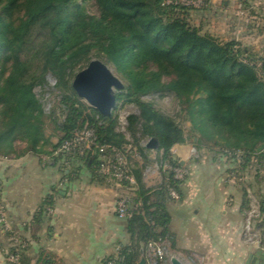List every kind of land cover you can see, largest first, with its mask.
<instances>
[{
  "label": "trees",
  "instance_id": "trees-1",
  "mask_svg": "<svg viewBox=\"0 0 264 264\" xmlns=\"http://www.w3.org/2000/svg\"><path fill=\"white\" fill-rule=\"evenodd\" d=\"M87 1L91 0H0V146L12 147L21 138L29 143L30 151L37 152L45 136L40 120L43 106L35 89L47 85L49 77L55 79L69 112L60 126L65 134L60 143L68 138L81 126L83 117L71 80L78 68L93 57L104 56L129 82L127 98L140 110L139 115L128 118V133L144 161L143 167L134 172L139 184L135 200L142 201L145 214L127 222L132 244L122 251L124 264H138L146 257L150 241H172L171 218L166 210V202L171 199L165 188H149L144 183L151 150L142 143L156 139L157 151L163 152L167 160L173 146L188 142L174 119L142 97L159 93L186 98L183 100L192 107V132L200 135L194 137L197 146H204L205 141L222 146L221 153L226 157L229 152L241 151L240 171L244 173L251 167L256 178L264 181L260 173L264 168V77L260 75L264 74V58L256 59L236 40L222 42L202 34L187 19L192 8L167 5V0H92L101 13L96 18L80 4ZM19 12L23 15L15 18ZM151 63L170 68L175 80L163 85L161 69L142 70ZM69 91L74 95L64 94ZM198 94L204 97L190 99ZM92 111L83 123H89L100 142L125 147V136L116 131L117 120ZM255 156L260 160L255 162ZM228 158L237 164L235 155ZM77 160L95 181L106 183L97 173L95 160L76 158L69 163ZM183 183L172 180L180 197ZM52 205V197L45 199L38 221ZM261 212L264 215V198ZM262 227L263 223L257 229Z\"/></svg>",
  "mask_w": 264,
  "mask_h": 264
},
{
  "label": "crops",
  "instance_id": "crops-1",
  "mask_svg": "<svg viewBox=\"0 0 264 264\" xmlns=\"http://www.w3.org/2000/svg\"><path fill=\"white\" fill-rule=\"evenodd\" d=\"M196 143L179 145L181 164L190 176L181 186L180 200L166 202L172 235L165 243L166 264L172 258L181 264H248L251 256L259 259L264 255V181L254 177L251 167L234 178L233 162L226 165L220 154L211 156ZM159 154L148 153L143 180L149 188L159 183ZM0 186L13 226L30 242L24 264H103L117 256L119 247L132 244L128 221L116 216L122 190L95 181L78 160L66 166L33 154L0 160ZM48 197L53 205L38 221ZM6 248L0 233V264H6ZM142 260L148 264L146 257Z\"/></svg>",
  "mask_w": 264,
  "mask_h": 264
},
{
  "label": "rangeland",
  "instance_id": "rangeland-1",
  "mask_svg": "<svg viewBox=\"0 0 264 264\" xmlns=\"http://www.w3.org/2000/svg\"><path fill=\"white\" fill-rule=\"evenodd\" d=\"M80 4L89 16L96 18L100 17L101 13L96 1L91 0L87 2H80ZM22 15L23 12H19L16 14L15 18H19ZM187 19L192 26L200 28L202 34H210L222 42L236 40L243 47L250 49L251 53L256 55V59L264 58V0H212L209 7L189 9ZM93 60H100L105 63L122 81L124 89L117 92V107L112 116L118 122L116 131L125 136V146L132 145L141 155L137 144L131 134L128 133V118L131 115L140 114L137 104L130 102L127 98L126 89L129 86V82L115 66L107 61L104 56H99L98 58L93 57L91 61ZM90 62L83 65L81 68H78L75 72L71 80L72 87L76 75L86 69ZM160 69L162 71L160 81L161 84L168 85L175 80L176 75L170 68H160L158 65L153 63L142 67V70L145 72H158ZM260 75L264 77L263 72L260 73ZM73 91L64 92V94L72 96L75 92ZM35 93L43 106L44 115L40 120L45 140L39 144L37 152L30 151L31 147L29 143L21 138H17L13 142L12 147H9V145L0 146L1 161L6 159H18L27 154H33L42 159L44 156L49 158L52 155V152L58 147L61 139L65 136L64 132L61 131L60 126L62 127V125H64L69 112L63 104L64 95L56 87L55 79L49 77L47 85L36 88ZM203 97V95L198 94L192 95L190 99H200ZM183 99L186 98H182L181 100L174 94H164V96H161L159 93L142 97L144 102L152 103L156 109L161 111L166 116L174 119L184 130L188 138V143L193 145L194 137H200V135L197 132H192L190 118L192 107ZM75 100L79 101V105L81 107L80 110L83 113V117L79 121V124H81L93 115V108L80 97ZM1 129L3 128L0 123V131ZM149 141H144L142 145L147 146ZM204 147L209 150L211 156L215 153L218 155L220 154L226 165L232 163L230 158L221 153L220 149L222 146L214 147L213 143H207L205 141ZM195 156L197 157L198 154H195ZM258 160H260L259 156H255V162ZM135 168H141L139 163H135ZM230 171L233 172V168H231ZM253 172L254 177H257L255 169Z\"/></svg>",
  "mask_w": 264,
  "mask_h": 264
},
{
  "label": "built area",
  "instance_id": "built-area-1",
  "mask_svg": "<svg viewBox=\"0 0 264 264\" xmlns=\"http://www.w3.org/2000/svg\"><path fill=\"white\" fill-rule=\"evenodd\" d=\"M212 0H167V5L183 6L187 8L209 7ZM235 155L237 164L233 168L234 178L241 176L240 164L243 153L235 154L229 152L227 157ZM76 158H90L97 162V173L102 177L106 184L116 186L122 193L116 201V216L120 220L129 221L136 215L145 212L142 201H136L139 184L135 176V163H142L143 158L132 146L117 148L112 145L102 144L96 131L89 123H82L75 129L52 152L49 157L51 160L63 159L62 163L66 166L70 160ZM160 162L157 163L156 171L159 178L158 185L153 188H165L167 196L174 201L180 200V194L172 185L175 182H185L190 176V171L184 166H180L179 145L171 148L169 158L163 159V152L159 154ZM182 165V164H181ZM264 177V168L260 171ZM150 175L147 176V179ZM0 233L7 242V248L3 250L6 264H22V260L30 248V242L25 235L13 226L7 209L2 199V189L0 186ZM122 248L117 249V256L106 262V264H124ZM146 260L148 264H166L169 256L165 243L161 241H150L147 245Z\"/></svg>",
  "mask_w": 264,
  "mask_h": 264
},
{
  "label": "water",
  "instance_id": "water-1",
  "mask_svg": "<svg viewBox=\"0 0 264 264\" xmlns=\"http://www.w3.org/2000/svg\"><path fill=\"white\" fill-rule=\"evenodd\" d=\"M77 95L103 116H112L117 107V92L124 89L122 81L102 61L93 60L88 67L78 73L73 82ZM147 147L152 151L159 149L156 139H151ZM139 264H146L142 260ZM171 264H181L176 258ZM248 264H264V255L257 259L249 258Z\"/></svg>",
  "mask_w": 264,
  "mask_h": 264
}]
</instances>
